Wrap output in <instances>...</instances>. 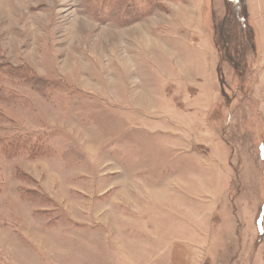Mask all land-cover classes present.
<instances>
[{
  "label": "rangeland",
  "instance_id": "1",
  "mask_svg": "<svg viewBox=\"0 0 264 264\" xmlns=\"http://www.w3.org/2000/svg\"><path fill=\"white\" fill-rule=\"evenodd\" d=\"M244 1L0 0V264H264Z\"/></svg>",
  "mask_w": 264,
  "mask_h": 264
},
{
  "label": "trees",
  "instance_id": "2",
  "mask_svg": "<svg viewBox=\"0 0 264 264\" xmlns=\"http://www.w3.org/2000/svg\"><path fill=\"white\" fill-rule=\"evenodd\" d=\"M237 5H239V7H237ZM242 10H243V12H242ZM240 13L243 15L242 18L240 16L241 15ZM229 15H232L231 17L228 16L229 19L239 17L241 22L244 21L245 18H247V13H246V9H245V1L244 0H237V2H236V0H235V7L233 8V11H231ZM228 21L230 22L231 20H228ZM223 35H224V32L221 31V29L219 27V22H218L214 26V37H216V40L218 42H219V36H220V41H223L225 43V41L228 42L230 39L236 38L237 32L235 30L229 31L228 36L225 38L223 37ZM233 57H234V53H232V55H229V58L231 60L236 59L235 58L236 56L234 58ZM29 82L32 84L33 87H35L40 92L44 91V87L46 88L47 86L51 85V83H49L47 80L42 79V78H37V77L29 79Z\"/></svg>",
  "mask_w": 264,
  "mask_h": 264
}]
</instances>
